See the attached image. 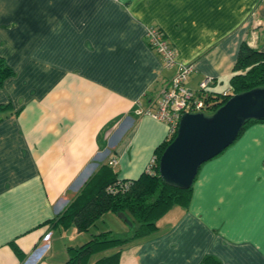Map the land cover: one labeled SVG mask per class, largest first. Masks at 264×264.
<instances>
[{"label":"crops","instance_id":"0c3cea01","mask_svg":"<svg viewBox=\"0 0 264 264\" xmlns=\"http://www.w3.org/2000/svg\"><path fill=\"white\" fill-rule=\"evenodd\" d=\"M150 26L193 64L188 88L211 77L220 93L242 43L264 51V0H0L14 71L0 87V264H64L80 232L46 222L103 165L136 179L167 138L145 111L177 65L149 46ZM239 137L119 264H264V121Z\"/></svg>","mask_w":264,"mask_h":264},{"label":"trees","instance_id":"16d2710c","mask_svg":"<svg viewBox=\"0 0 264 264\" xmlns=\"http://www.w3.org/2000/svg\"><path fill=\"white\" fill-rule=\"evenodd\" d=\"M13 73V69L0 56V87ZM257 87H264V51L244 42L233 66L229 89L220 93L205 89L198 93L204 100L201 112L211 115L231 95ZM262 121L248 120L237 138L251 124ZM175 135L176 130L168 133L167 138L155 149L151 167H146L136 179L121 178L110 166H101L65 208L46 222L51 229L65 230L73 226L77 232H85L97 226L99 220L103 221L107 212H112L119 215L128 226L122 233H116L108 227L101 228L84 243L68 246V257L64 264H87L92 255L101 253L92 264H119L122 248L128 241L154 232L158 228V220L172 206H189L192 185L198 173L192 185L182 189L164 181L158 170L160 155Z\"/></svg>","mask_w":264,"mask_h":264},{"label":"water","instance_id":"95a60500","mask_svg":"<svg viewBox=\"0 0 264 264\" xmlns=\"http://www.w3.org/2000/svg\"><path fill=\"white\" fill-rule=\"evenodd\" d=\"M250 119L264 120V87L231 95L211 115L182 114L175 137L160 155V177L189 188L200 166L231 145Z\"/></svg>","mask_w":264,"mask_h":264},{"label":"built area","instance_id":"2783aa9c","mask_svg":"<svg viewBox=\"0 0 264 264\" xmlns=\"http://www.w3.org/2000/svg\"><path fill=\"white\" fill-rule=\"evenodd\" d=\"M146 40L149 46L160 55L166 67L177 65L176 73L161 88L153 105L145 111L153 118L165 122L168 133H172L177 130L182 114L201 112L204 107V100L198 93L205 90L213 78L206 77L199 83L197 90L188 88L186 82L189 75L194 71L193 64L176 61L175 49L159 28L150 26L146 30ZM153 162L154 158L150 160L147 168H150ZM109 163L115 162L111 160Z\"/></svg>","mask_w":264,"mask_h":264},{"label":"rangeland","instance_id":"374dc122","mask_svg":"<svg viewBox=\"0 0 264 264\" xmlns=\"http://www.w3.org/2000/svg\"><path fill=\"white\" fill-rule=\"evenodd\" d=\"M249 127H247L245 130H247ZM240 138V137H239ZM238 140V139H237ZM230 146V145H229ZM228 146V147H229ZM226 149H224L223 151H225ZM220 154V153H219ZM218 154V155H219ZM218 155H216V156H218ZM215 156V157H216ZM214 158V157H213ZM212 158V159H213ZM211 160V159H210ZM209 161V160H208ZM208 161H206V162H208ZM205 162V163H206ZM205 163H203V164H205ZM201 167H202V165H201ZM200 167V168H201ZM203 168V167H202ZM202 168L199 170V172H198V175H197V178H196V180L194 181V183H193V189L192 190H194V188H195V186H196V182H197V180L200 178V174H201V172H202ZM175 206H177V207H175ZM175 206H173V207H171V208H173V210H179V207H178V205H175ZM171 212H173V211H171ZM106 216V217H105ZM112 218V219H111ZM114 221V223H113V221ZM104 221H106V223H107V225H109V227L114 231V232H116V233H122L123 231L121 230L122 228H119L120 226L122 227V226H126L127 224L125 223V221L122 219V218H120L117 214H115V213H112V212H107V214L106 215H104V217H103V221H101V220H99L98 222H97V226H92L91 228H90V230H88V231H85V232H80V234H78L77 235V233H76V235H77V237H75V236H72L71 237V239H70V242H69V244L70 245H80V244H82V243H84L85 241H87L89 238H90V236H91V234L92 233H94V232H96V231H98L99 229H101L102 227L103 228H106V225H104ZM98 227V228H97ZM128 227V226H127ZM126 227V228H127ZM118 230H117V229ZM71 230H75L74 229V227L73 226H71ZM77 232V231H76ZM67 238H69L70 236L69 235H67L66 236ZM102 255V253L101 254H96V255H92L91 256V258L89 259V261H88V264H89V262L92 264L99 256H101Z\"/></svg>","mask_w":264,"mask_h":264}]
</instances>
